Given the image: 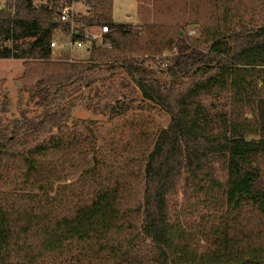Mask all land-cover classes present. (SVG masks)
Here are the masks:
<instances>
[{
    "label": "trees",
    "instance_id": "obj_1",
    "mask_svg": "<svg viewBox=\"0 0 264 264\" xmlns=\"http://www.w3.org/2000/svg\"><path fill=\"white\" fill-rule=\"evenodd\" d=\"M40 1L9 0L0 9V40L12 44L0 49V59L24 60L25 80L18 118L0 119V184L8 185L0 191V264H264V19L246 17V9L242 15L243 0H210L215 23L156 65L157 55L176 46L171 23L153 22L143 34L113 21L112 0ZM59 1L86 6L74 18V40L87 27L106 30L100 45L90 42L85 63L50 59L52 31L69 28L57 21L63 6H49ZM114 78L139 105L169 116L143 155L133 211L120 169L110 164L103 175L109 160L96 156L97 122L70 121L82 89L101 99L92 89L97 82L108 83L103 98L117 95L113 105L92 104V113L128 112L132 102ZM24 94L38 115L23 107ZM80 125L86 134L76 131ZM75 150L94 162L76 180L81 201L55 188L60 172L43 160ZM179 191L205 204V226L195 230L170 217L168 198Z\"/></svg>",
    "mask_w": 264,
    "mask_h": 264
},
{
    "label": "rangeland",
    "instance_id": "obj_2",
    "mask_svg": "<svg viewBox=\"0 0 264 264\" xmlns=\"http://www.w3.org/2000/svg\"><path fill=\"white\" fill-rule=\"evenodd\" d=\"M9 0H0V9L6 7V4H10ZM44 1V0H43ZM36 2L38 3H43ZM210 0H113V18L117 22H128L126 25L130 27L133 32H145L144 27L151 23L162 22L171 23L174 28V35L176 36V46L172 50H165L159 56L154 58L156 65L164 61L165 59L171 60L180 51L185 49L186 41L192 37H200L204 28L214 24L215 22L210 19V16L215 14L214 3ZM248 1V0H247ZM54 7L49 5L53 9L64 6L62 1L52 2ZM248 4V5H247ZM241 1L239 3L240 13L245 15L244 9L247 11L246 17L250 15L260 17L264 19V0H250V3ZM75 17L85 14L86 6L81 2H72L68 5ZM218 13H220L218 11ZM128 15L129 17H126ZM78 28V26H76ZM104 28L99 27H87L84 28L86 35L92 36V40L95 39L96 44H101V35L105 33ZM143 37V36H142ZM69 29H64L61 25L57 30H53L51 34V40L56 42L57 45L64 44L62 48H51V61H66L70 55L73 56L74 62L85 63L89 57L88 49L91 47L90 43H86L85 47L80 49H74L71 52L69 46ZM91 40V41H92ZM142 41V40H141ZM10 41L0 40V49L3 47H11ZM38 60H29V63H37ZM23 62L22 59H0V119L4 122L18 118V91L21 85L25 82L23 76ZM146 65H151L155 68L154 63L146 62ZM100 73V72H98ZM102 75L104 72H101ZM115 86V89L119 93H125V101H131V107L128 112L122 113L119 116L110 118L108 116V110L98 109L99 114H94L90 110L92 104L100 101V105H103L106 101L110 105L114 104L115 96L109 92L107 98H103L105 92L109 86L107 82H97L92 86V89H98L102 91L101 99L92 98V90L82 89L80 94V103L71 111V122L77 120H93L97 122V159L106 163L102 168L103 175H106L111 171L109 166L113 165L114 168H119L121 183L126 189L125 196L127 197L126 207L133 211L135 209V203L139 201L141 194V165L143 164V155L148 149L150 141L153 140L155 134L166 128L169 123V116L161 111L158 107H155L147 102L143 105H139L134 97L128 94L129 89L121 90L117 88L118 81L116 78L111 80ZM113 86V87H114ZM95 87V88H94ZM4 96L8 99L7 106H3L5 103ZM134 99V100H133ZM139 100V99H137ZM23 107L30 109V116L38 115L41 109H37L32 103L28 102V95H23ZM69 122L71 125L72 123ZM76 131L86 134L84 127L77 126ZM142 133V134H141ZM143 135L147 138L141 137ZM45 162L53 163V166L60 172V182L55 185L56 187H66L65 192L75 193L76 201L82 200L84 197L79 196L78 191L80 185L76 181L79 175L86 168H90L94 165L92 155L79 156L75 150L68 156L61 157L60 155H49L43 159ZM220 179H223V175L217 172ZM264 173V167L263 171ZM77 182V183H76ZM8 185L0 184V191H5ZM86 201V200H85ZM205 204L201 203L200 198L197 199L194 195L184 194L182 191L177 192L168 198V211L172 219L179 217L185 224L193 226L195 230H198L200 225H206V219L202 216H207L209 213ZM205 216V217H206ZM130 222L134 223L135 227L139 226L138 217L135 214L129 216Z\"/></svg>",
    "mask_w": 264,
    "mask_h": 264
},
{
    "label": "built area",
    "instance_id": "obj_3",
    "mask_svg": "<svg viewBox=\"0 0 264 264\" xmlns=\"http://www.w3.org/2000/svg\"><path fill=\"white\" fill-rule=\"evenodd\" d=\"M75 15L72 11V9L67 5V6H63L60 9L57 10V21L61 24H66L69 25V46L71 47V52L74 49H80L85 47V44L88 42L90 43L92 40V36L86 35L85 33H83V39H77L74 40V34H77L78 32H75L76 30V25H75V21H74ZM57 30V29H56ZM51 48H55L57 46V48H62L64 47V44H59L57 45L56 42L54 41H50L49 43ZM66 62H74L73 61V56L70 55V57L66 60Z\"/></svg>",
    "mask_w": 264,
    "mask_h": 264
},
{
    "label": "crops",
    "instance_id": "obj_4",
    "mask_svg": "<svg viewBox=\"0 0 264 264\" xmlns=\"http://www.w3.org/2000/svg\"><path fill=\"white\" fill-rule=\"evenodd\" d=\"M126 17H129V16L126 15ZM112 19H113V21H114L115 23H120V24H127V23H128V22H117V21L114 20V18H113V0H112Z\"/></svg>",
    "mask_w": 264,
    "mask_h": 264
}]
</instances>
